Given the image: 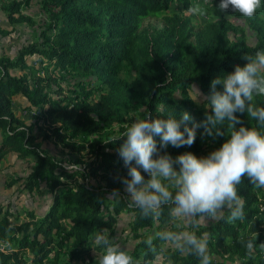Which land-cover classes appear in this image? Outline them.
Wrapping results in <instances>:
<instances>
[{
    "label": "trees",
    "instance_id": "obj_1",
    "mask_svg": "<svg viewBox=\"0 0 264 264\" xmlns=\"http://www.w3.org/2000/svg\"><path fill=\"white\" fill-rule=\"evenodd\" d=\"M193 3L42 0L47 18L38 40L14 58L0 55V161L9 152L21 160L34 159L29 174L11 185L21 182L28 193L51 199L43 215L29 212L25 221L10 210L0 211V264H95L91 233L100 229L117 241L125 237L134 243L128 252L133 264H199L190 251L180 253L155 238L154 233L174 227L167 206L159 217H144L127 200H108L113 189L126 194L119 177L127 175V168L117 153L124 138H117L135 119L188 111L201 121L211 110L204 99L191 96V85L206 96L217 75L264 50V7L249 18L231 9L220 12L217 0H211L216 19L195 28ZM173 4L183 12L170 13ZM23 6L6 0L11 25L33 23L22 13ZM152 20L162 28L145 27ZM248 29L255 33L254 45L249 44ZM35 56L39 62L28 64L27 58ZM66 74L75 78L68 89L63 86ZM15 98L26 102L27 111L40 114L44 140L61 142L78 156L70 161L72 167L43 149L34 126L15 114ZM253 103L264 106V95L255 96ZM237 115L246 126H257L249 114ZM201 133L198 128L191 146L169 145L166 151L173 157L188 151L206 155L227 138ZM154 138L159 147V137ZM237 193L245 199L244 220L229 222L224 211L214 223L200 221L195 229L197 235L207 234L210 264H264V188L253 187L244 176ZM154 250L161 252V259H155Z\"/></svg>",
    "mask_w": 264,
    "mask_h": 264
},
{
    "label": "clouds",
    "instance_id": "obj_2",
    "mask_svg": "<svg viewBox=\"0 0 264 264\" xmlns=\"http://www.w3.org/2000/svg\"><path fill=\"white\" fill-rule=\"evenodd\" d=\"M261 7L264 0H217L215 5L220 12L231 9L249 18ZM245 59L242 66L237 64L233 71L211 80L210 92L203 96L211 111L201 121H195L188 111L148 114L135 119L117 138H124L117 153L127 168V175L119 177L126 194L122 197L113 189L108 200H127L144 217H159L167 206L169 224L174 227L154 233L155 238L180 253L190 251L199 264H210L207 234L197 235L195 230L201 219L227 211V221L244 220L245 199L238 195L237 185L246 176L253 187L264 188V106L253 103L255 96L264 95V50ZM191 88L196 99L202 96L195 85ZM237 113L249 114L257 126H246ZM198 128L203 136L227 138L206 155L188 151L173 157L166 151L169 145L191 146ZM91 238L97 253L95 264H133L132 256L107 229L94 230ZM147 243L152 244L151 237ZM247 246L252 248V242ZM155 259H161V252L155 251Z\"/></svg>",
    "mask_w": 264,
    "mask_h": 264
},
{
    "label": "rangeland",
    "instance_id": "obj_3",
    "mask_svg": "<svg viewBox=\"0 0 264 264\" xmlns=\"http://www.w3.org/2000/svg\"><path fill=\"white\" fill-rule=\"evenodd\" d=\"M23 3L22 13L29 16L32 19V24L23 23L11 25L8 17V12L4 10L6 5V0H0V55H8L14 58L18 51L33 42H36L41 34V30L46 21V13L43 9L42 0H17ZM193 26L199 28L206 23L214 21L216 18L211 12V0H193ZM170 13H182L183 10L180 5L173 4L170 9ZM225 18L230 20L233 23H240L236 17H233L231 14H226ZM145 27L153 28H162L160 21L152 20L146 22ZM4 32H10V35L6 36ZM248 39L249 44H255V33L248 29ZM27 62L30 65L37 64L39 62V57H28ZM39 66V65H38ZM74 75L66 74L68 78L67 81L63 83L65 88H69L73 85L75 78ZM78 77V76H77ZM96 98H99V94H96ZM191 96L195 100L203 99V96L197 97L196 93L192 91ZM16 100V109L15 114L20 120L25 122L27 125L34 126L35 134L40 137L39 142H42L43 149L46 150L49 154L56 157L58 160L64 162L69 168L72 167L71 160H75L78 156L64 147L61 142L56 140H44L45 128L38 124V118L40 114L27 111L25 107L27 106L26 102L23 99L15 98ZM2 138L0 136V148H1ZM85 156V155H82ZM87 159V158H86ZM34 159L26 161L21 160L18 157V154L15 152H9L6 154L4 159L0 161V211H12L17 213L20 216V221H25L28 219L29 212H35L38 216L43 215L47 206L49 205L51 199L49 195L42 196L38 192L33 194L28 193L21 182H18L14 185H11L16 179L24 177L28 170L34 164ZM42 189L45 190V186H42ZM222 213L219 214V216ZM218 216V217H219ZM1 217V216H0ZM205 218L201 220V224L210 225L215 222L218 218ZM15 224H18L19 221L14 220ZM120 224H124V217H121ZM127 236V233H125ZM119 243L122 248H125L127 252L131 251L134 243L130 240L125 241V237L118 238ZM172 246L169 243H166L165 246ZM2 249V247H0ZM94 257L96 258L97 253L93 252ZM45 264H48L46 262ZM75 264H80L75 262ZM158 264V263H154Z\"/></svg>",
    "mask_w": 264,
    "mask_h": 264
},
{
    "label": "crops",
    "instance_id": "obj_4",
    "mask_svg": "<svg viewBox=\"0 0 264 264\" xmlns=\"http://www.w3.org/2000/svg\"><path fill=\"white\" fill-rule=\"evenodd\" d=\"M29 172H30V169H29L28 172L24 175V177H26V176L29 174Z\"/></svg>",
    "mask_w": 264,
    "mask_h": 264
}]
</instances>
